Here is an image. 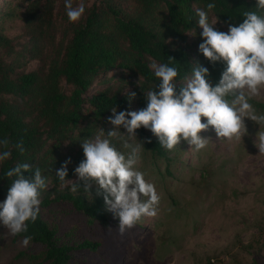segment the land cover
Listing matches in <instances>:
<instances>
[{"label":"trees","instance_id":"trees-1","mask_svg":"<svg viewBox=\"0 0 264 264\" xmlns=\"http://www.w3.org/2000/svg\"><path fill=\"white\" fill-rule=\"evenodd\" d=\"M25 1L21 40L15 42L0 25V139L10 142L8 149L0 146V152H12L9 160L0 163V202L10 187L5 177L9 168L29 163L33 172L24 175L33 179L39 167L48 184L41 191L39 217L35 223L28 222L26 233L14 236H31L30 243L39 249L20 251L17 256H24L28 264H71L77 249L95 250L99 243L59 236L57 222L49 221L45 212L53 203H68L88 222L103 224L108 210L103 196L96 192L89 196L82 187L76 193L70 186L59 187L56 170L65 162L61 154L64 143L76 139L75 131L90 134L96 122L112 115L114 107L118 112L128 111L137 102L146 108L145 92L159 91L160 81L149 67L153 61L178 70L177 92L197 62L209 69L206 79L217 85L226 64L213 66L199 51L203 37L196 9L207 11V4L215 3L209 23L218 19L221 27L216 30L228 32L229 24L243 23L244 12L257 11V0H94L89 6L86 0H72L74 7L81 2L85 6L78 23L69 21L65 0ZM10 9L5 7L0 18L12 16ZM191 32L197 39L188 43ZM169 57L175 60L169 63ZM32 59L38 66L26 69V61ZM111 69H121L134 78L130 81V90L137 94L134 99L130 101L126 95L130 90L109 85L89 94L95 79ZM250 103L264 114V102L252 99ZM85 120L91 122L81 127ZM137 136L144 150L169 159L157 137L145 128L138 129ZM20 141L23 154L15 148ZM68 173V179L74 178L71 167Z\"/></svg>","mask_w":264,"mask_h":264},{"label":"rangeland","instance_id":"rangeland-1","mask_svg":"<svg viewBox=\"0 0 264 264\" xmlns=\"http://www.w3.org/2000/svg\"><path fill=\"white\" fill-rule=\"evenodd\" d=\"M93 1L86 0V6ZM25 6V0H0V14L5 7L12 12V16L0 18V25L15 42L21 40L20 17ZM213 27L216 30L221 26L216 23ZM195 39L192 32L188 33V43ZM38 64L32 59L25 67L34 69ZM132 80L126 71L111 69L95 79L89 94L108 85L127 91L133 87ZM62 85L66 86L64 82ZM254 100L264 102V92ZM141 109L134 102L128 112ZM110 116L96 122L90 134L75 131L76 139L64 143V161H72L68 167L74 170L85 159V139L93 138L100 128L106 133L114 128L108 122ZM90 122L83 121L81 127ZM245 124L247 134L239 142L219 140L209 129L201 133L210 138L201 151L191 149L183 140L174 150L166 149L169 159L143 149L137 168L155 184L161 196L158 215L143 218L124 235H120L119 220L110 211L102 224L88 222L68 203H53L45 217L57 222L59 236L99 243L95 250L77 249L71 264H264V154L255 145L260 125L249 118H245ZM120 130L126 133L123 127ZM113 143L124 151L117 141ZM95 192L93 186L92 195ZM22 240L8 234L0 222V264H28L24 256L17 254L37 252L39 247L33 243L25 247Z\"/></svg>","mask_w":264,"mask_h":264},{"label":"clouds","instance_id":"clouds-1","mask_svg":"<svg viewBox=\"0 0 264 264\" xmlns=\"http://www.w3.org/2000/svg\"><path fill=\"white\" fill-rule=\"evenodd\" d=\"M215 7V3H208L207 11L197 8L196 15L203 30L199 51L213 66L217 62L226 64L219 83L213 86L206 79L209 69L197 62L191 77L185 78L177 92L178 70L153 61L149 67L160 81L159 91L145 92L147 107L131 112L111 109L108 122L114 128L107 133L100 128L93 138L82 143L85 159L74 169L77 179H68L71 158L56 170L61 188L70 186V191L76 193L82 187L86 194L92 195L93 186L96 187V195L103 196L107 210L118 218L120 235L139 225L143 218L156 217L161 201L155 184L146 180L137 168L144 148L140 141L136 142L141 127L149 129L160 146L169 151L181 140L191 149L201 151L210 140L202 132L213 129L219 140L239 142L247 134L245 118H249L260 125L255 145L264 154V130H261L264 114H257L250 103L264 92V15L259 14L264 12V0H257V11L243 13L245 19L239 26L229 24L228 32L214 29L218 19L209 23V12ZM65 8L72 23H78L85 13L82 2L74 7L72 0H65ZM172 60L175 59L169 57V63ZM126 95L131 101L137 94L130 90ZM9 143L7 138L0 139L4 149H8ZM15 148L21 154L25 152L23 141ZM11 156L10 150L0 152V163ZM25 172H33L31 164L17 163L5 172L10 187L6 199L0 202V222L12 236L26 233L28 222L35 223L38 219L41 191L48 186L39 167L35 168L33 179L26 178ZM31 240V236H25L23 246L27 247Z\"/></svg>","mask_w":264,"mask_h":264}]
</instances>
